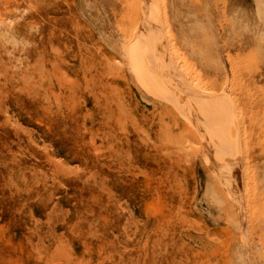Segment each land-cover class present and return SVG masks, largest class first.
<instances>
[{
	"label": "rangeland",
	"instance_id": "1",
	"mask_svg": "<svg viewBox=\"0 0 264 264\" xmlns=\"http://www.w3.org/2000/svg\"><path fill=\"white\" fill-rule=\"evenodd\" d=\"M241 8L264 35L255 0H0V264H264V41L236 39ZM145 34L181 100L145 88Z\"/></svg>",
	"mask_w": 264,
	"mask_h": 264
},
{
	"label": "bare ground",
	"instance_id": "2",
	"mask_svg": "<svg viewBox=\"0 0 264 264\" xmlns=\"http://www.w3.org/2000/svg\"><path fill=\"white\" fill-rule=\"evenodd\" d=\"M88 25V24H87ZM146 28V27H145ZM144 31V30H143ZM148 31H149V29H148ZM145 33L147 32V31H144ZM154 32V31H153ZM158 32V31H157ZM159 33V32H158ZM147 34V33H146ZM145 34V35H146ZM154 34V33H153ZM160 34V33H159ZM95 36V35H94ZM143 36H144V34H143ZM154 36V35H153ZM153 36H150V35H146L145 37H142V38H140V40H139V43L142 41V51L140 50V52L142 53V54H140L139 53V51H136V55L137 56H139V61H140V63L142 62V66H141V68L140 69H142L143 70V72H144V74L147 76V81H146V83H145V81H144V86H145V88L146 89H148V90H151V89H154L155 90V87L157 88V90H159V91H162V89H164V88H166V89H168V88H170V89H172V90H174V92H173V97H172V99L173 100H175L176 102H177V100L178 99H180V98H178V96L179 97H181L180 96V94L177 92V89H176V86H177V88H178V85L176 84V82L177 81H175L174 80V76L172 75V74H169V79H167V76H166V72H165V70H166V64L164 63V61H162L163 60V52L160 50V49H158L157 48V45H156V43H154V41L156 40L155 38V40H153ZM92 37V36H91ZM155 37V36H154ZM157 38H160V36H158ZM143 39V40H142ZM163 39V38H162ZM160 40V39H159ZM159 40H157V43L159 42ZM162 41V40H161ZM163 44V43H162ZM133 45V44H132ZM139 47H140V45H138ZM161 49H163V46H162V48ZM164 50V49H163ZM135 50H133V52H134ZM137 52H138V54H137ZM148 52V53H147ZM130 53V52H129ZM133 55V54H132ZM131 55V56H132ZM136 57V56H135ZM134 57V58H135ZM93 60H95V59H93ZM166 60V59H165ZM96 62V61H95ZM94 64V63H93ZM92 64V65H93ZM93 67V66H92ZM94 68V67H93ZM141 70V71H142ZM91 76V75H90ZM86 77V76H85ZM94 77H96V76H94ZM87 79V78H86ZM181 81V80H180ZM143 82V81H142ZM176 85V86H175ZM180 88V90L182 91V89L183 88H181V87H179ZM191 89V88H190ZM193 90V89H192ZM156 91V90H155ZM194 91V90H193ZM159 95L161 94V93H159L158 91H156ZM166 92H168V91H166ZM166 92H165V94H166ZM180 92V91H179ZM162 93H163V91H162ZM171 93V92H170ZM182 94L184 93V92H181ZM156 94V93H155ZM169 94V93H168ZM181 94V95H182ZM209 94V93H208ZM167 95V94H166ZM178 95V96H177ZM195 95V94H194ZM212 95V94H211ZM223 95H226V94H223ZM184 96H185V94H184ZM184 96H182L183 97V99H186V98H184ZM199 96V95H198ZM203 96V95H202ZM186 97H188V96H186ZM189 97H190V95H189ZM197 97V96H196ZM212 97V96H211ZM211 97H209V99L211 98ZM214 97V96H213ZM212 97V98H213ZM207 99V98H206ZM181 100V99H180ZM226 100V99H225ZM192 101V100H191ZM221 101V100H220ZM219 101V102H220ZM224 101V100H223ZM179 103H181V101H178ZM184 102V101H183ZM186 102V101H185ZM188 102V101H187ZM202 102V101H201ZM185 104V103H184ZM190 104V103H189ZM195 104V103H194ZM199 105V104H198ZM182 106V105H181ZM186 106V105H185ZM201 106V105H200ZM190 107H193V106H191V104H190ZM196 107V106H195ZM222 107H224V106H222ZM184 108V107H183ZM182 108V109H183ZM186 108H188V107H186ZM198 108V107H197ZM196 108V109H197ZM189 109V108H188ZM187 109V110H188ZM190 109H192V110H190V111H188L187 113L188 114H190L191 116H193L194 118H196L197 119V117H198V114H197V111L198 110H196V114H197V116H196V114H195V110H194V108H190ZM202 109V108H201ZM200 109V110H201ZM224 109V108H223ZM203 110H205V108L203 109ZM206 110H207V108H206ZM205 110V111H206ZM229 110V109H228ZM202 111V110H201ZM221 111V110H220ZM230 111V110H229ZM228 111V112H229ZM215 112V111H214ZM210 113H212V112H210ZM224 113V115H225V111L223 112ZM229 114V113H228ZM228 114H226V115H228ZM203 115H205L204 114V112H203ZM207 115H208V113H207ZM209 116H210V114H209ZM208 116V117H209ZM223 116V115H222ZM205 117V116H204ZM220 117V116H219ZM227 117V116H226ZM234 117V116H233ZM199 119V118H198ZM197 119V120H198ZM208 119V118H207ZM210 120V119H209ZM208 120V121H209ZM212 120V119H211ZM200 121H202V120H200ZM209 123V122H208ZM226 122H224V124H225ZM202 124V123H201ZM206 124H207V122H206ZM210 124V123H209ZM227 124V123H226ZM225 124V125H226ZM230 125H232V123H229ZM203 125V124H202ZM221 125H223L222 123H221ZM224 125V126H225ZM233 125H235L234 123H233ZM232 125V126H233ZM207 126V125H206ZM211 126V125H210ZM231 126V127H232ZM212 127V126H211ZM226 127V126H225ZM230 127V126H229ZM229 127H226V128H229ZM222 127L220 126V130H222L221 129ZM213 129V128H212ZM223 129H224V127H223ZM230 129V128H229ZM232 129V128H231ZM234 129V128H233ZM219 130V129H218ZM225 130V129H224ZM204 131H205V129H204ZM212 131V130H211ZM223 131V130H222ZM221 131V132H222ZM226 131V130H225ZM224 131V132H225ZM203 132V131H202ZM206 133V132H205ZM222 134V133H221ZM227 134V133H226ZM205 135V134H204ZM214 135V134H213ZM218 136H220L219 134H218ZM215 137V136H214ZM229 137V136H228ZM219 138H221V137H219ZM223 138H224V136H223ZM226 138V137H225ZM216 139V138H215ZM213 140V139H212ZM217 140V139H216ZM223 140V139H222ZM221 140V141H222ZM225 140V139H224ZM227 140V139H226ZM218 141V140H217ZM223 142V141H222ZM210 143H212V142H210ZM209 143V144H210ZM214 144V143H213ZM223 144V143H222ZM206 145H208V144H206ZM212 145V144H211ZM224 145H225V143H224ZM214 146V145H213ZM215 146H217V145H215ZM214 146V147H215ZM229 146V145H228ZM222 147V146H221ZM226 147V146H225ZM232 152V151H231ZM218 153V152H217ZM223 153H225V152H223ZM228 154V153H227ZM210 156V155H209ZM214 156H216V155H214ZM234 156V155H233ZM212 157V156H211ZM224 157V156H223ZM228 157H229V155H228ZM227 157V158H228ZM209 158V157H208ZM230 158V157H229ZM232 158V157H231ZM213 158H211V160H212ZM219 159V158H218ZM208 162H210V164H211V161H208ZM216 162V161H215ZM213 163V162H212ZM217 163V162H216ZM213 164H215V163H213ZM218 164V163H217ZM209 165V164H208ZM221 165V164H220ZM219 166V165H218ZM225 167H226V165H225ZM228 167V166H227ZM226 167V168H227ZM216 169H218V167L216 168ZM229 170V169H228ZM217 171V170H216ZM215 171V172H216ZM219 171V170H218ZM219 173V172H218ZM217 173V174H218ZM220 175V174H219ZM232 176V175H231ZM223 177V176H222ZM229 178H230V176H229ZM224 179H226V178H224ZM223 179V180H224ZM232 179V178H231ZM236 180V179H235ZM235 182V181H234ZM236 183V182H235ZM234 183V184H235ZM230 185V184H229ZM232 187V186H231ZM230 187V188H231Z\"/></svg>",
	"mask_w": 264,
	"mask_h": 264
},
{
	"label": "clouds",
	"instance_id": "3",
	"mask_svg": "<svg viewBox=\"0 0 264 264\" xmlns=\"http://www.w3.org/2000/svg\"><path fill=\"white\" fill-rule=\"evenodd\" d=\"M255 2L264 3V0H255ZM245 11L241 8L238 9L233 16L237 18V25L235 29V36L236 39H244L247 37H252L253 39H261L264 41V35L260 33H256L255 35L251 31V21L247 18H245Z\"/></svg>",
	"mask_w": 264,
	"mask_h": 264
}]
</instances>
